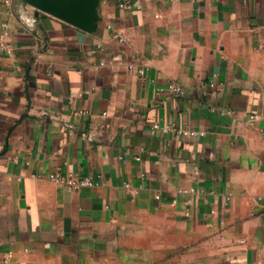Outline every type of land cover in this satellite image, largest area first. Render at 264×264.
Returning a JSON list of instances; mask_svg holds the SVG:
<instances>
[{
    "label": "crops",
    "instance_id": "crops-1",
    "mask_svg": "<svg viewBox=\"0 0 264 264\" xmlns=\"http://www.w3.org/2000/svg\"><path fill=\"white\" fill-rule=\"evenodd\" d=\"M95 12L0 0V264H264V0Z\"/></svg>",
    "mask_w": 264,
    "mask_h": 264
},
{
    "label": "water",
    "instance_id": "water-1",
    "mask_svg": "<svg viewBox=\"0 0 264 264\" xmlns=\"http://www.w3.org/2000/svg\"><path fill=\"white\" fill-rule=\"evenodd\" d=\"M35 8L87 31L96 28L98 0H24Z\"/></svg>",
    "mask_w": 264,
    "mask_h": 264
},
{
    "label": "built area",
    "instance_id": "built-area-1",
    "mask_svg": "<svg viewBox=\"0 0 264 264\" xmlns=\"http://www.w3.org/2000/svg\"><path fill=\"white\" fill-rule=\"evenodd\" d=\"M3 2H4V4L9 5L10 0H3ZM5 27H6V24L4 22L0 24V30L3 31V29ZM215 75H213V77H211L209 80V86H211V87H214V85H215V79H214ZM168 89L174 95H180L183 92V89L181 88V86L174 81H171L168 84ZM214 109L215 108H213V110ZM254 117H255V115L251 116V118H254ZM188 134L191 136H203L204 132L203 131H197V132L196 131H189ZM99 178H100V175L97 174L95 176L82 175V176L70 177L66 180H63L62 178H59V179H60V181H63L62 183L65 186V188L72 190V189L79 188L81 186H88V187L96 186V185H98ZM184 191L185 190H179V192H184Z\"/></svg>",
    "mask_w": 264,
    "mask_h": 264
}]
</instances>
